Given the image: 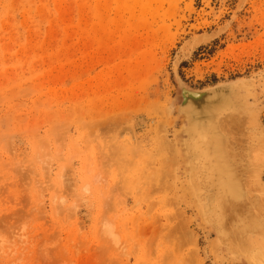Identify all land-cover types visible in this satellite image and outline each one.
I'll return each instance as SVG.
<instances>
[{
  "label": "rangeland",
  "instance_id": "rangeland-1",
  "mask_svg": "<svg viewBox=\"0 0 264 264\" xmlns=\"http://www.w3.org/2000/svg\"><path fill=\"white\" fill-rule=\"evenodd\" d=\"M237 3L0 0V264H213L201 233L198 258L166 235L156 149L175 77L264 89V0Z\"/></svg>",
  "mask_w": 264,
  "mask_h": 264
},
{
  "label": "bare ground",
  "instance_id": "bare-ground-1",
  "mask_svg": "<svg viewBox=\"0 0 264 264\" xmlns=\"http://www.w3.org/2000/svg\"><path fill=\"white\" fill-rule=\"evenodd\" d=\"M244 1L238 0L236 9ZM213 35H194L177 55L176 65L211 43L217 37ZM175 84L177 95L167 108L170 124L176 122L172 141L164 143L163 154L161 147L156 149L175 216L166 235L177 234L192 246L196 258L202 235L213 264H264V89L254 79L192 88L175 77ZM144 125L141 118L139 126ZM102 234L113 236L106 228Z\"/></svg>",
  "mask_w": 264,
  "mask_h": 264
},
{
  "label": "water",
  "instance_id": "water-1",
  "mask_svg": "<svg viewBox=\"0 0 264 264\" xmlns=\"http://www.w3.org/2000/svg\"><path fill=\"white\" fill-rule=\"evenodd\" d=\"M233 83H235V81L232 82V83H226V84H222L220 86H215L213 89H219V88H222V87L232 86L231 84H233Z\"/></svg>",
  "mask_w": 264,
  "mask_h": 264
}]
</instances>
